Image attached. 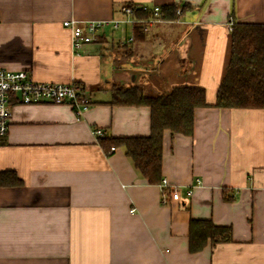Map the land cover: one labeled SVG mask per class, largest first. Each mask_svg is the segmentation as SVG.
<instances>
[{"label": "crops", "instance_id": "crops-1", "mask_svg": "<svg viewBox=\"0 0 264 264\" xmlns=\"http://www.w3.org/2000/svg\"><path fill=\"white\" fill-rule=\"evenodd\" d=\"M127 3H176L180 17L126 49L130 25L75 52L65 20H109ZM230 19L264 24V0H0V68L81 83L91 100L81 117L68 104L13 108L0 140V264H264V108L198 107L193 134L165 130L169 204L123 147L100 143L151 130L149 106L112 103L115 84L145 95L198 85L214 103ZM192 218L231 226L232 239L192 252Z\"/></svg>", "mask_w": 264, "mask_h": 264}, {"label": "trees", "instance_id": "trees-1", "mask_svg": "<svg viewBox=\"0 0 264 264\" xmlns=\"http://www.w3.org/2000/svg\"><path fill=\"white\" fill-rule=\"evenodd\" d=\"M183 5V11L191 8ZM162 19L180 17L176 3L160 5ZM151 10L138 8L136 16L149 18ZM134 39H143L144 25L133 26ZM120 46V45H119ZM127 48L126 42L122 45ZM112 103L147 105L151 109V130L148 135L107 136L100 140L105 151L112 153V146L123 147L141 175L153 184L163 180V138L165 130L176 134L191 135L194 132L195 109L209 105L223 108H264V24L233 21L231 28V55L216 91L215 102L207 99L203 86L176 85L169 92L145 95L139 86L127 87L115 84L112 88ZM1 183H6L1 175ZM15 182V181H13ZM166 204L170 203L169 187ZM225 199H230L225 195ZM213 243L230 241L232 227L219 225L211 219L192 218L190 221L189 248L192 252L203 249L208 240Z\"/></svg>", "mask_w": 264, "mask_h": 264}, {"label": "built area", "instance_id": "built-area-1", "mask_svg": "<svg viewBox=\"0 0 264 264\" xmlns=\"http://www.w3.org/2000/svg\"><path fill=\"white\" fill-rule=\"evenodd\" d=\"M138 8L151 10L153 15L149 18L136 16ZM160 5L150 6L148 4L127 3L121 7V16L109 20H88L81 22L75 19L65 20L64 26L71 30V42L75 52L87 43L94 41L100 32L106 29L125 28L126 25L134 26L136 23L144 25V30L159 22ZM181 11L178 9L177 13ZM233 20L229 21V28H232ZM134 36L124 38L123 42H130ZM68 104L76 116L81 117L91 106V100L87 88L78 82H53L40 81L33 77L28 70H10L0 68V140L4 137L10 127L13 108L17 104ZM97 136H103L102 128L93 130ZM115 151L116 147H111ZM163 192V203L166 204L167 194L164 192L169 187L167 179L161 182ZM192 190L189 191L191 193Z\"/></svg>", "mask_w": 264, "mask_h": 264}, {"label": "rangeland", "instance_id": "rangeland-1", "mask_svg": "<svg viewBox=\"0 0 264 264\" xmlns=\"http://www.w3.org/2000/svg\"><path fill=\"white\" fill-rule=\"evenodd\" d=\"M121 30V28H119V29H115V31H117V32H119Z\"/></svg>", "mask_w": 264, "mask_h": 264}]
</instances>
